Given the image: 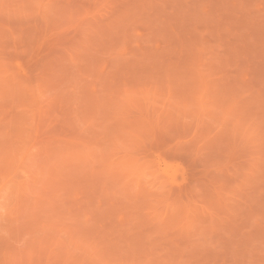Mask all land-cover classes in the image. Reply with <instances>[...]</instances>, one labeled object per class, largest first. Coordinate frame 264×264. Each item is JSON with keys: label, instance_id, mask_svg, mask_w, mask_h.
Segmentation results:
<instances>
[{"label": "rangeland", "instance_id": "obj_1", "mask_svg": "<svg viewBox=\"0 0 264 264\" xmlns=\"http://www.w3.org/2000/svg\"><path fill=\"white\" fill-rule=\"evenodd\" d=\"M0 264H264V0H0Z\"/></svg>", "mask_w": 264, "mask_h": 264}]
</instances>
